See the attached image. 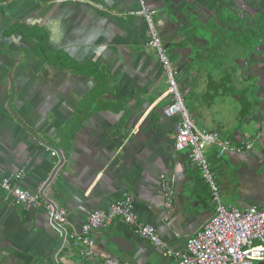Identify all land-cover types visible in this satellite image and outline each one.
I'll return each instance as SVG.
<instances>
[{"label": "crops", "instance_id": "1", "mask_svg": "<svg viewBox=\"0 0 264 264\" xmlns=\"http://www.w3.org/2000/svg\"><path fill=\"white\" fill-rule=\"evenodd\" d=\"M143 7L157 12L196 127L234 146L254 140L264 31L252 28L258 17L264 25V0H0V178L22 173L16 184L38 194L54 174L44 195L66 210L70 234L129 199L139 222L183 253L215 206L189 151L176 149L180 119L163 113L165 76L144 18L131 15ZM206 158L226 207H264V136L250 152L208 147ZM48 209L0 199V264H90L53 230ZM92 237L96 264H177L121 219ZM111 238L118 246L105 245Z\"/></svg>", "mask_w": 264, "mask_h": 264}, {"label": "built area", "instance_id": "2", "mask_svg": "<svg viewBox=\"0 0 264 264\" xmlns=\"http://www.w3.org/2000/svg\"><path fill=\"white\" fill-rule=\"evenodd\" d=\"M131 15L142 16L146 22L148 46L155 52L162 67L167 84L166 95L170 98V104L163 113L166 117L180 119L176 127V149L189 151L191 160L200 169L203 179L211 188L215 206L214 216L187 240L183 253H174L168 250L155 227L139 222L129 199L116 202L107 211L91 213L79 234H70L66 210L43 200L40 193H30L16 184L23 177L22 173L13 178H0V199L24 211L38 210L48 205L53 230L65 239L70 237L73 240V248L90 264H96L92 234L116 219L123 220L142 239L156 248L163 249L165 256H174L177 264L264 263V207L247 209L226 207L222 203L211 165L206 158L208 147H215L220 157L252 151L254 142L264 136V116L259 134L253 141L246 142L243 146H234L230 141L222 139L218 133L200 131L185 106L181 86L176 78L177 71L170 59L167 45L157 29L155 22L157 12L143 7L140 12H132ZM52 155L59 157L57 151H53ZM165 183L166 180L162 177V188L167 192ZM44 186L45 184L42 189Z\"/></svg>", "mask_w": 264, "mask_h": 264}, {"label": "water", "instance_id": "3", "mask_svg": "<svg viewBox=\"0 0 264 264\" xmlns=\"http://www.w3.org/2000/svg\"><path fill=\"white\" fill-rule=\"evenodd\" d=\"M262 15V14H261ZM260 15V16H261ZM258 21H261V17H258V18H256V20H255V25H256V27L258 28V29H255V28H252L253 29V32H256L257 30H261V31H264L263 29H264V25L261 23V22H258ZM207 32H209L210 33V31H208L207 30ZM193 34V33H192ZM191 34V35H192ZM12 73L10 74V78H11V80H12ZM10 110H11V112H12V114L17 118V114L13 111V109H12V107L10 106ZM17 120H18V122L20 123V124H22V126H24L25 128H27V126L20 120V119H18L17 118ZM58 152V151H57ZM60 155H61V157H62V153L61 152H58ZM59 155V156H60ZM62 165V164H61ZM61 165H59V167H61ZM57 168H58V166H57ZM54 174H53V176H51L46 182H45V186H44V188L40 191V195H41V197H42V199L43 200H45V201H48V199H46V197H45V195H44V192H45V190H46V188L52 183V181H53V179H54ZM62 238H63V240H65V237L64 236H62ZM110 244H113V245H117L118 246V242L114 239V238H111L110 240H107V242H106V246L107 245H110ZM260 264H264V263H260Z\"/></svg>", "mask_w": 264, "mask_h": 264}]
</instances>
